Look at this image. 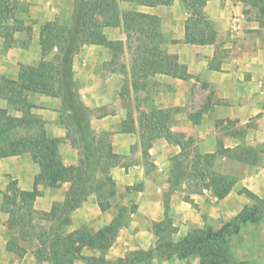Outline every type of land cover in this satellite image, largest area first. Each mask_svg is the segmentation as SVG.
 I'll return each instance as SVG.
<instances>
[{
    "label": "crops",
    "instance_id": "obj_1",
    "mask_svg": "<svg viewBox=\"0 0 264 264\" xmlns=\"http://www.w3.org/2000/svg\"><path fill=\"white\" fill-rule=\"evenodd\" d=\"M13 1L25 10L19 18L25 26H31V34L29 37L24 31L15 33L17 45L7 50L2 49L0 40V79L16 80L20 65L31 66L40 60L39 30L43 24L55 20L64 26L71 23L73 0ZM122 5L127 6L120 4V8ZM248 7L239 0H208L204 14L215 23L217 37L214 44L205 46L184 43L188 12L182 0H172L170 5L137 8L142 13L160 18L165 50L176 55L178 63L185 66L188 73L185 80L164 75L149 78L158 93L163 94L157 109H170L172 114L169 124L159 129L163 136L152 141L146 156L138 132L134 100L140 94L148 93V85L144 92L130 91L125 103L120 97L125 76L111 66V53L96 45H84L75 52L72 59L73 90L85 107L91 136L97 139L107 135L111 152L119 160L109 170L116 194L109 199L108 210H100L96 195L91 192L82 206L69 213L70 223L62 228L63 233L82 226L97 231L111 222L117 205H134L136 211L130 215L129 223L120 229L105 253L108 263L122 259V264H199L195 256L179 258L172 253L165 258L156 252V237L151 224L164 219L165 205L176 228L173 239L180 241L192 229L203 228L205 217L217 223L220 218L234 217L249 204L243 195L237 194V187L247 188L260 199L264 198V153L256 167L218 158L220 172L238 178L234 190L222 200L204 192L190 196L193 206L184 201L183 192L169 191L168 183L171 159L180 152L176 141L192 137L200 153H214L218 142L225 148L241 144L264 145V27L261 26L262 19L254 12L244 14ZM103 32L108 40L125 42L120 28H104ZM28 39V44L22 46L21 43ZM25 96L33 106L32 114L44 123L47 137L62 139L58 148L62 164L77 166L81 149L73 146L67 135L78 141L79 138L77 131L72 129V110L64 103V98L30 92ZM207 104L199 122L193 124L190 116ZM6 106L0 97V108ZM127 106L133 110L135 133L120 132L121 123L127 119ZM139 109L144 108L140 106ZM38 173L39 166L28 154L0 159V264H48L36 261L31 251L18 258L5 250L8 215L1 208L2 193L10 181H15L21 191H31ZM135 186L137 190H126ZM39 189L42 195L33 202V209L48 213L53 203L64 201L69 183L60 182L53 188ZM41 225L48 228L50 223L41 222ZM249 225H242L237 235L241 239L232 244L231 253L238 261L251 260L256 253L261 258L259 264H264V236L259 229L250 232ZM149 250L153 252L148 257L140 254ZM82 254L98 256L100 252L83 249Z\"/></svg>",
    "mask_w": 264,
    "mask_h": 264
},
{
    "label": "trees",
    "instance_id": "obj_2",
    "mask_svg": "<svg viewBox=\"0 0 264 264\" xmlns=\"http://www.w3.org/2000/svg\"><path fill=\"white\" fill-rule=\"evenodd\" d=\"M208 0H182L188 12L184 23V43L190 45H212L216 41L217 28L204 14ZM256 10L264 27V0H239ZM172 0H73L71 23L68 26L58 21L47 22L39 30L40 60L31 66L20 65L16 80L0 79V97L7 106L0 108V159L28 154L39 166L31 191H21L15 181H10L2 193L1 208L8 215L6 222L5 250L18 258L31 251L36 261L48 264H109L105 253L117 238L120 229L130 220L136 206L117 205L111 222L94 231L82 226L69 233L62 228L70 223L69 213L82 206L88 194L94 192L98 207L102 212L109 208V199L116 194L115 183L110 176V167L119 157L111 152L107 135L97 139L91 136L85 115V107L74 92L72 80V59L75 52L84 45H96L111 53V66L128 54L130 64H121L118 70L125 76L120 97L128 101L130 91L144 92L150 77L164 75L176 79L188 78L185 66L178 63L177 56L165 50V37L161 32L160 18L138 11V7L170 5ZM120 4H126L121 9ZM23 7L13 0H0V40L2 49L15 45L17 32H26L30 37L31 26H25L19 18ZM248 15L249 10L244 9ZM104 28H120L125 42L108 40ZM29 42L24 41L22 46ZM214 60V59H213ZM129 82V84H128ZM46 96H62L64 103L72 110L71 123L78 138H71L73 146L79 150V164L65 167L59 155L62 139L49 138L44 123L32 114L33 106L26 99V93ZM138 132L140 134L143 155L151 147L152 141L163 136L159 129L169 124L170 109L149 107L140 110L135 98ZM190 116L193 124L199 122L202 111ZM127 108V119L121 123L120 132H136L133 110ZM249 125L247 124L246 127ZM243 134V132H240ZM170 142V139L164 135ZM180 147L178 155L171 159L169 168V191L184 193V201L195 206L191 195L209 192L216 200L224 199L235 188L238 178L223 174L219 170L218 158L224 157L250 167L261 162L264 145L255 147L241 144L234 148H225L217 143L214 153H200L192 137L176 141ZM60 182L69 183L65 199L53 203L48 213L36 212L33 202L42 195L40 187L53 188ZM127 187L126 190H137ZM237 194L243 195L252 205L242 210L221 227L204 225L192 229L180 241H174L176 228L167 214L160 222H153L151 229L156 237L155 250L165 258L175 253L179 258L195 256L199 264H240L229 252L228 238L237 235L242 225L256 223L264 218V198L260 199L247 188H240ZM41 222H48L46 228ZM83 249L96 250L98 256H85ZM153 251L144 254L147 257ZM168 252V255L166 254ZM118 264L123 260L118 259ZM131 264V263H130Z\"/></svg>",
    "mask_w": 264,
    "mask_h": 264
},
{
    "label": "rangeland",
    "instance_id": "obj_3",
    "mask_svg": "<svg viewBox=\"0 0 264 264\" xmlns=\"http://www.w3.org/2000/svg\"><path fill=\"white\" fill-rule=\"evenodd\" d=\"M127 8V6H121V9L123 10V9H126ZM249 8V11H252V12H254L255 14H256V10L254 9V8H252V7H248ZM130 57H129V55L128 54H125V56H123L122 58H120V60L117 62V65L115 66V68H119L120 67V65L121 64H125V65H129L130 63ZM153 81H151V80H148V93H146V94H140V96L138 97V105L139 106H143V108H144V110H147V109H149V107H154V108H157V103H158V105L159 104H161L160 102H161V99H162V96H163V94L162 93H158V91L156 90V88L157 87H153L152 85H153ZM127 103V102H126ZM253 123V122H252ZM238 189H240L239 187H237L236 189H235V191H237ZM253 204V202H251V201H249V204L248 205H252ZM205 219V225L206 226H210V227H213L214 229H217V228H219V227H221V225L222 224H224V223H226L227 221H229L230 219L229 218H226V219H224V218H220V219H218V222L217 223H215L214 221H208L207 219H206V217L204 218ZM247 224V223H246ZM248 224H250L249 225V231L250 232H255L256 231V229H259L260 230V234L261 235H263L264 236V218L262 219V220H260V221H258V222H256V223H248ZM239 234V233H238ZM237 234V235H238ZM243 234H244V232H243ZM237 235H233V236H231L230 238H228V243H229V252L231 253V247H232V244L234 243V242H236V241H240V237L239 236H237ZM245 235V234H244ZM245 238V237H244ZM261 240H262V236L261 237H259ZM246 239V238H245ZM166 254L168 255V252H166ZM254 254V256H252L251 257V260H241V261H239L238 263H240V264H259L260 263V260H261V258H260V256L259 255H257L256 253H253ZM231 255H232V253H231ZM233 256V255H232ZM234 257V256H233ZM235 258V257H234ZM236 259V258H235ZM237 260V259H236ZM238 261V260H237ZM109 264H118V263H116L115 261H112L111 263H109ZM225 264H231L230 262H227V263H225Z\"/></svg>",
    "mask_w": 264,
    "mask_h": 264
}]
</instances>
